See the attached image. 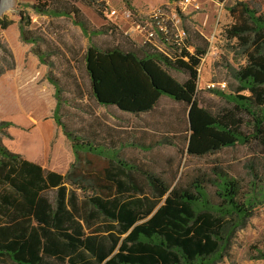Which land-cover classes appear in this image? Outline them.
<instances>
[{"label": "trees", "instance_id": "16d2710c", "mask_svg": "<svg viewBox=\"0 0 264 264\" xmlns=\"http://www.w3.org/2000/svg\"><path fill=\"white\" fill-rule=\"evenodd\" d=\"M86 3L103 14L104 3ZM33 8L41 15L72 16L89 37V47L103 58L122 56L139 64L153 61L169 74L170 70L186 73L179 83L201 108L194 111L186 128L197 139L186 147L188 155L205 157L240 144L264 147V13L250 3L236 2L229 11L235 22L223 27V38L237 40L247 62L233 72L237 84L229 93L212 89L229 104L217 111L196 99L199 66L209 44L200 32L191 35L185 26L188 39L184 43H165L169 56L122 33L116 23L91 25L79 8H70L65 1H38ZM31 22L21 14V39L33 44L39 61L51 67L47 78L56 89L57 102L53 117L75 158L66 171H56L23 157L3 142L11 122L0 121V264H220L237 230L264 203V170L256 161L250 162L253 178L244 182L217 165L213 175L199 169L172 187L162 175L122 155L126 146L151 145L126 140L115 145L117 138L110 134L108 139L99 131L71 130L60 113L66 90L63 72L54 73L49 57L55 51L43 50L40 44L45 38L31 28ZM101 33L113 35L115 42L105 46L93 41ZM188 46L194 48L192 53ZM89 57L87 49L84 62L90 98L137 115L154 108L121 107L117 99L101 98ZM73 80L77 99L85 100L75 74ZM262 258L264 253L255 257Z\"/></svg>", "mask_w": 264, "mask_h": 264}, {"label": "rangeland", "instance_id": "374dc122", "mask_svg": "<svg viewBox=\"0 0 264 264\" xmlns=\"http://www.w3.org/2000/svg\"><path fill=\"white\" fill-rule=\"evenodd\" d=\"M38 1L44 2L13 0L10 6L0 9V121L11 122L7 126L9 136L3 139L10 149L56 171H66L75 158L69 139L53 117L57 102L56 89L47 78L51 67L39 61L33 44L21 39L19 21L22 14L32 20L31 28L45 38V43L40 44L43 50L55 51L49 57L54 62L52 69L57 75L63 72L61 79L66 88L60 113L71 130L99 131L102 137L110 134L117 138L115 145L120 140L151 145L149 148L126 146L122 155L162 175L172 187L189 175L197 174L199 169L212 174L217 165L244 182L253 178V170L248 166L250 162L256 161L259 169L264 170V147L257 143L227 147L205 157L188 155L186 147L196 144L197 139L186 128L191 123V115L201 108L179 83L187 77L186 73L170 70L171 75L153 61L139 64L128 57L103 58L89 47V37L75 24L72 16L41 15L33 8ZM62 1L70 8H79L91 25L117 24L126 34L128 23L120 19L115 24L107 17V9L129 4L135 16L141 19L150 8L168 2L176 4L178 0H129L130 3L99 0L105 4L103 14H99L95 6H89L86 0ZM198 1L199 7L190 6L184 20L191 35L198 31L205 37L215 25L218 0ZM239 1L248 2L264 13V0H229L228 9ZM229 20V17H223L225 26L235 22L234 17ZM93 41L111 46L115 39L113 35L101 33L93 36ZM87 49L89 66L99 80L101 98L117 99L121 107L154 108L137 115L118 105L105 107L90 98V81L84 62ZM245 62L246 55L237 40L223 38L219 51L203 63L196 96L199 103L213 111L229 105L209 89L207 83L224 81L228 88L223 92L229 93L232 85L237 84L233 72ZM73 74L85 90L83 101L77 99L79 91ZM78 105L80 107L75 108ZM210 190L213 192L214 188ZM260 253H264V203L258 205L246 225L237 230L232 247L220 264H255L252 261Z\"/></svg>", "mask_w": 264, "mask_h": 264}, {"label": "built area", "instance_id": "2783aa9c", "mask_svg": "<svg viewBox=\"0 0 264 264\" xmlns=\"http://www.w3.org/2000/svg\"><path fill=\"white\" fill-rule=\"evenodd\" d=\"M229 0H218V10L215 25L211 32L205 34L209 42L207 54H205L199 66V79L202 77V67L205 60L211 55L219 51V44L223 41V17H229L232 20L230 10L228 9ZM199 7L198 0H178L176 4L166 3L160 6L150 8L145 14H142L141 19L136 17L134 11L124 5L120 8H110L106 10L107 17L117 23L122 19L128 23L125 30L126 34L138 38L142 44H152L160 51L171 56V53L165 48V43L181 44L188 39V32L184 20V14L189 7ZM229 20V21H230ZM189 52H193L194 48L188 46ZM209 89H222L225 91L228 85L224 81H209L207 83ZM257 264H264V258L258 259Z\"/></svg>", "mask_w": 264, "mask_h": 264}, {"label": "bare ground", "instance_id": "6f19581e", "mask_svg": "<svg viewBox=\"0 0 264 264\" xmlns=\"http://www.w3.org/2000/svg\"><path fill=\"white\" fill-rule=\"evenodd\" d=\"M13 0H2L1 4H0V9H4L7 8L8 6H10L12 4Z\"/></svg>", "mask_w": 264, "mask_h": 264}, {"label": "crops", "instance_id": "0c3cea01", "mask_svg": "<svg viewBox=\"0 0 264 264\" xmlns=\"http://www.w3.org/2000/svg\"><path fill=\"white\" fill-rule=\"evenodd\" d=\"M257 260H258V259H256L255 261H252V262H255V264H257Z\"/></svg>", "mask_w": 264, "mask_h": 264}, {"label": "water", "instance_id": "95a60500", "mask_svg": "<svg viewBox=\"0 0 264 264\" xmlns=\"http://www.w3.org/2000/svg\"><path fill=\"white\" fill-rule=\"evenodd\" d=\"M1 1H2V0H0V4H1Z\"/></svg>", "mask_w": 264, "mask_h": 264}]
</instances>
